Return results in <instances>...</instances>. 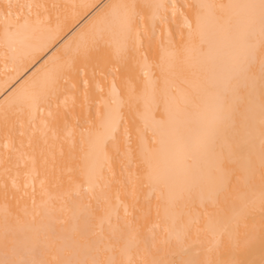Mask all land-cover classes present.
<instances>
[{
  "label": "snow or ice",
  "instance_id": "1",
  "mask_svg": "<svg viewBox=\"0 0 264 264\" xmlns=\"http://www.w3.org/2000/svg\"><path fill=\"white\" fill-rule=\"evenodd\" d=\"M0 65V264H264V0H0Z\"/></svg>",
  "mask_w": 264,
  "mask_h": 264
},
{
  "label": "bare ground",
  "instance_id": "2",
  "mask_svg": "<svg viewBox=\"0 0 264 264\" xmlns=\"http://www.w3.org/2000/svg\"><path fill=\"white\" fill-rule=\"evenodd\" d=\"M38 66H39V64L36 65V67H38ZM34 70H35V68L32 69V71H34ZM2 74H3V67H2V65H0V75H2ZM29 74H30V72H29Z\"/></svg>",
  "mask_w": 264,
  "mask_h": 264
}]
</instances>
